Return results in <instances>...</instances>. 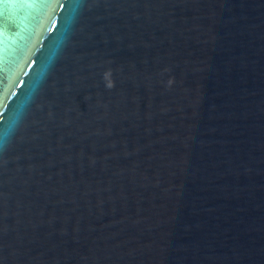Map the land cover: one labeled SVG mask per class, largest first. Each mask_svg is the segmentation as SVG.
<instances>
[{
    "label": "water",
    "instance_id": "obj_1",
    "mask_svg": "<svg viewBox=\"0 0 264 264\" xmlns=\"http://www.w3.org/2000/svg\"><path fill=\"white\" fill-rule=\"evenodd\" d=\"M0 264H264V0H0Z\"/></svg>",
    "mask_w": 264,
    "mask_h": 264
}]
</instances>
